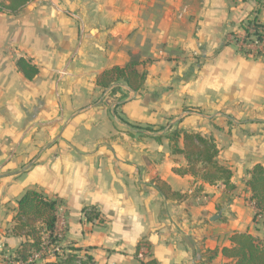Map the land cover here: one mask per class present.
<instances>
[{
	"label": "crops",
	"instance_id": "1",
	"mask_svg": "<svg viewBox=\"0 0 264 264\" xmlns=\"http://www.w3.org/2000/svg\"><path fill=\"white\" fill-rule=\"evenodd\" d=\"M257 8V0H32L0 11V264H15L25 239L12 228L27 189L58 200L55 234L96 264H142V240L158 264H227L233 232L264 241L246 184L264 165V57L232 40ZM20 57L39 68L33 79ZM131 62L147 71L141 92L98 85L106 69ZM176 129L215 138L234 190L173 170L187 165L173 152ZM162 183L182 197L165 195ZM85 207L99 217L89 221Z\"/></svg>",
	"mask_w": 264,
	"mask_h": 264
},
{
	"label": "trees",
	"instance_id": "2",
	"mask_svg": "<svg viewBox=\"0 0 264 264\" xmlns=\"http://www.w3.org/2000/svg\"><path fill=\"white\" fill-rule=\"evenodd\" d=\"M32 0H0V11L16 13ZM256 15L248 19L241 26L247 36L255 35L264 41V20L260 18L264 0H257ZM241 51H244L242 48ZM250 53V51H249ZM17 67L27 79H33L39 68L30 60L20 57ZM138 62H131L125 66H114L106 69L98 78L97 83L101 88L114 85L112 93H116L118 83H125L135 92H141L145 87L147 71L138 69ZM116 85V86H115ZM173 142V152L183 154L187 165L174 167L173 170L180 174H190L196 180H201L210 185H222L226 191L235 189L232 181L231 167L218 160L220 149L215 138L211 135L197 131L176 129L169 135ZM183 138V146L179 139ZM251 190L252 200L256 207L255 219L264 216V165L256 164L250 170V177L246 181ZM159 188L165 195L181 198L182 195L173 192L171 188L162 183ZM202 190V187L199 189ZM58 200L50 198L45 193L36 189H27L17 200V211L13 218V232L25 239L14 250L11 259L19 264H96L94 257L85 253H78L76 247L57 245L60 241L55 234L58 222ZM84 211L89 221L99 217L96 207H85ZM230 246L222 248L224 256L230 259L227 264H264V241L250 232L235 231L230 235ZM61 248L62 252H59ZM151 245L147 240L139 242L136 249L138 257L143 252L142 264H158L157 259L150 251ZM144 249V250H143ZM43 251L40 259L34 256Z\"/></svg>",
	"mask_w": 264,
	"mask_h": 264
},
{
	"label": "rangeland",
	"instance_id": "3",
	"mask_svg": "<svg viewBox=\"0 0 264 264\" xmlns=\"http://www.w3.org/2000/svg\"><path fill=\"white\" fill-rule=\"evenodd\" d=\"M252 17L253 16H251V18ZM254 38H256L254 35L247 36L245 38V32H244V30H242L240 28H238L237 30H235L233 32V36H232V40L235 41L238 44L239 49H241V48L242 49H245L246 51H244V52H246V53L249 50L256 52V49L254 50V49H252V48L249 47V45H251V43H252V39H254ZM56 244L57 245H59V244L62 245L60 241H59V243L57 242ZM58 251L59 252H62L61 248H59Z\"/></svg>",
	"mask_w": 264,
	"mask_h": 264
},
{
	"label": "built area",
	"instance_id": "4",
	"mask_svg": "<svg viewBox=\"0 0 264 264\" xmlns=\"http://www.w3.org/2000/svg\"><path fill=\"white\" fill-rule=\"evenodd\" d=\"M249 47L254 49V50L256 49V52L249 50L250 53L253 52L254 54H258V55H261L262 57H264V41L263 40H260V39H258V37H256V38L252 39V43H251V45H249ZM243 50L246 51L245 49H243ZM257 220H259L262 223V225L264 226V216L262 218H260L258 216ZM42 255H43V251L35 254L34 259L35 260L40 259L42 257ZM140 256H143L142 252L140 253ZM14 263L19 264V262H14Z\"/></svg>",
	"mask_w": 264,
	"mask_h": 264
}]
</instances>
